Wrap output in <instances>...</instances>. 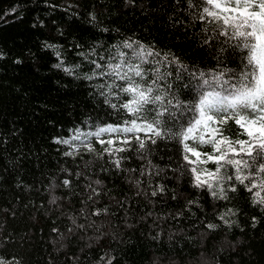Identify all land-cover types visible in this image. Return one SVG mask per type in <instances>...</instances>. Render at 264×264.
I'll list each match as a JSON object with an SVG mask.
<instances>
[{
    "label": "trees",
    "instance_id": "obj_1",
    "mask_svg": "<svg viewBox=\"0 0 264 264\" xmlns=\"http://www.w3.org/2000/svg\"><path fill=\"white\" fill-rule=\"evenodd\" d=\"M199 12L188 0H0L4 264H264V204L253 203L231 167L221 170L233 179L216 186V197L196 187L191 168L216 165L188 164L179 138L167 134L186 128L189 106L213 90L203 79L223 73L215 91L227 95L250 71L246 50ZM140 45L156 55L135 82L165 97L142 115L151 121L168 99L178 105L161 118L166 135L145 139L143 149L135 136L144 133L87 135L136 118L112 107L130 99L119 92L125 82L100 72L121 56L140 64L133 55ZM220 128L223 137L247 139L234 120ZM221 186L227 199L219 198Z\"/></svg>",
    "mask_w": 264,
    "mask_h": 264
},
{
    "label": "snow or ice",
    "instance_id": "obj_2",
    "mask_svg": "<svg viewBox=\"0 0 264 264\" xmlns=\"http://www.w3.org/2000/svg\"><path fill=\"white\" fill-rule=\"evenodd\" d=\"M189 8L199 7L198 19L218 25L222 31L218 35L225 36L228 41L236 40L239 43L236 47L246 50V68L250 71L242 73L245 83L239 87L231 86V91L227 95H222L215 91V85L223 78V73L213 75L211 80L203 79V85L212 88V91L203 92L195 105H190L189 109L194 113V119L189 122L186 128H182L176 133H167L178 137L183 148V159L188 164H207L212 162L216 165L214 171L207 168L198 169L192 167L196 187H207L213 197L217 196L215 190L217 185H222L225 179L232 180L233 176L221 175V170L226 167L234 169L235 181L245 185L248 192L253 194V203L264 204V0H188ZM207 43V41H205ZM125 47L132 48L133 45L126 43ZM140 50H133V55L141 63H129L128 59L121 56L122 63L109 65V72H100V75H112L125 82L120 86L119 92L130 96L125 103L112 104L113 108L120 107L127 113L136 117L124 125H107L99 128L94 135L99 138L104 133H144L145 138L135 136L139 147H145V139L156 143L155 138L166 135L161 128V118L169 112L173 105V100L168 99V107H163L162 111L156 112V116L149 121L142 114L151 111V105L165 102V97L153 95V86L142 87L135 82L136 77L143 79L144 70L141 65L147 62V57L156 53L145 49L143 45ZM100 68V65H96ZM126 69V70H125ZM70 72V69H65ZM159 72V70H156ZM92 79V77H88ZM155 84V81L153 82ZM227 84L228 81H223ZM111 87V86H110ZM103 94V93H102ZM114 93H109L112 95ZM106 102H108L106 100ZM247 110V112H244ZM226 114V115H225ZM229 120H234L235 124L241 129L242 135L247 139H237L235 141L221 135L220 125L227 124ZM77 139L79 137H76ZM116 139L127 145L131 142V137L124 136ZM189 141L198 142L201 145H211L212 153H201L195 147L190 146ZM68 143V141H63ZM99 143L112 145L113 139L107 141L99 139ZM91 151V146L89 145ZM105 152L111 151L109 148ZM115 151H125V148H117ZM195 157V160L191 159ZM119 166V161H116ZM252 169L251 171H246ZM250 181V186L245 184ZM65 184L68 183L66 180ZM254 189H258L253 191ZM230 191H236L232 186ZM219 198L227 199L223 186L219 188ZM231 211V210H229ZM221 219L224 217L221 216ZM227 223V221H225ZM214 228L215 225H208ZM0 264H4L0 260Z\"/></svg>",
    "mask_w": 264,
    "mask_h": 264
}]
</instances>
